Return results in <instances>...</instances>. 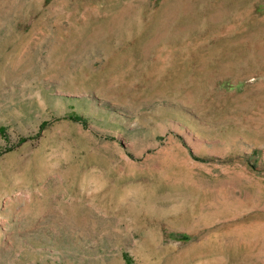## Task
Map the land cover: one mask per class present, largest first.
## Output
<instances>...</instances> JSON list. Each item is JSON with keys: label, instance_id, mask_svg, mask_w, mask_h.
Returning <instances> with one entry per match:
<instances>
[{"label": "rangeland", "instance_id": "obj_1", "mask_svg": "<svg viewBox=\"0 0 264 264\" xmlns=\"http://www.w3.org/2000/svg\"><path fill=\"white\" fill-rule=\"evenodd\" d=\"M0 264H264V0H0Z\"/></svg>", "mask_w": 264, "mask_h": 264}, {"label": "trees", "instance_id": "obj_2", "mask_svg": "<svg viewBox=\"0 0 264 264\" xmlns=\"http://www.w3.org/2000/svg\"><path fill=\"white\" fill-rule=\"evenodd\" d=\"M74 119H77V120H81V118L79 116H73ZM48 124V121H43L40 125V129H42L45 125ZM21 140H24V138H22Z\"/></svg>", "mask_w": 264, "mask_h": 264}]
</instances>
